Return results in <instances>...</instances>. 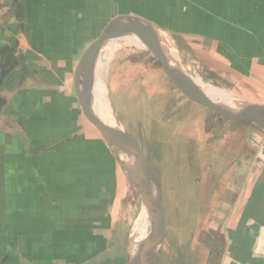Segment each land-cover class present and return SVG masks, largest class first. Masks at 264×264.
Wrapping results in <instances>:
<instances>
[{
  "label": "crops",
  "instance_id": "crops-1",
  "mask_svg": "<svg viewBox=\"0 0 264 264\" xmlns=\"http://www.w3.org/2000/svg\"><path fill=\"white\" fill-rule=\"evenodd\" d=\"M131 16L160 26L169 42L197 48L204 66L217 59L211 70L222 78L264 90V0H0V264H108L103 253L110 245L94 237L93 218L104 216L94 213L101 191L78 189L93 187L98 155L83 137L84 149L59 148L57 111L67 102L70 114L79 108L97 130L75 94V67L112 21ZM22 67L31 75L7 97ZM176 92L155 109L159 155L151 163L162 182L165 241L151 264H264V140L257 145L248 125L219 141L204 128L209 109ZM90 139L108 163L102 137ZM186 145L189 163L181 167L177 198L166 189L179 183L165 185L162 154ZM165 201H180L185 219L202 218L201 229L188 220L181 240L169 229ZM201 233L213 239L202 241Z\"/></svg>",
  "mask_w": 264,
  "mask_h": 264
},
{
  "label": "rangeland",
  "instance_id": "rangeland-1",
  "mask_svg": "<svg viewBox=\"0 0 264 264\" xmlns=\"http://www.w3.org/2000/svg\"><path fill=\"white\" fill-rule=\"evenodd\" d=\"M160 32L162 38L167 42V50H169L168 52L171 54L177 66L191 77L196 78L199 76L203 83H209L216 89L228 94L231 98L228 97V101L226 100L227 102L231 104H264L263 89H254L249 82L240 80L231 82L230 80L222 78L211 70V67L214 66L217 59H209L212 65L204 66L201 62V54H199L197 48H189L181 41L169 42V34L167 31L161 29ZM119 44V41H116L108 44L102 49L98 58H102L105 52L113 49L116 45L119 49V53L103 67L99 74L95 75L99 78L100 83H102L103 95L108 102L109 108H111L112 115L110 114V116H113V125H117L128 132L134 144L140 148L149 158L150 162H152L151 157L153 158L159 155L157 154L158 149L156 148L155 150V146H153L155 143V133L157 132L155 125L157 119L155 117V109L159 103L161 104L164 98L173 96V93L175 94L178 92H176L177 89L164 74L159 61L145 48L135 49L130 47L128 49L127 45ZM126 49H128V51ZM261 61L262 60L256 63L261 65ZM260 69L264 70L262 66ZM259 83L258 78L255 77L254 86H259ZM261 93L263 94L261 95ZM167 106H173V100L168 101ZM72 111L73 112L70 114L71 107L67 105V102H63L61 109L57 111L58 113L60 112V116L62 117L60 123L57 124V144H59V148L61 149L63 147H71L74 150L80 147L84 149L86 142L92 143L89 144L87 148L92 147L93 151L98 155V158L95 157L94 162H92L94 172L91 178H89L90 180L93 179V187L79 186L78 189H83V191H85L93 188L95 191H101L102 195L99 197L101 200L94 203V213L100 215L104 214V216L98 217V215H95L93 218L95 222V234H97L94 236L95 242L104 244L105 246L110 245L109 251H104L103 253V257L107 260L106 262H108V264H120L121 262L116 261L118 254H124L125 258L121 260L124 261L123 264H127L128 258L133 253L137 238H139L138 231L143 221V209H145V207L142 204L140 192L138 188L130 183L127 177L124 176L110 150L108 163L105 158L101 159L103 153L97 151V145H95L94 142L89 141L92 140L90 136L101 135L97 130H92V126L83 118L84 116L79 108L77 112L73 109ZM202 115H204L205 119L204 128L206 132L216 135L219 141L227 140L230 133L233 134L243 131L245 129L244 127L248 125V128L253 130V139L257 145L262 144V139L264 140V124H243L246 122L238 123L235 121L228 122L222 120L211 110H204ZM87 128L89 129L88 132L86 131ZM258 136L261 139L258 140ZM79 137L87 139L86 142ZM256 140L260 143H257ZM188 145L185 146L183 151L181 149L179 153H176V155L171 151L170 153L162 154L165 159L164 164L166 168H163L162 166L164 165L160 163L162 167L161 172L165 174L167 182L165 185L169 182L172 183V179L174 184L179 183L172 187H166V189L175 190V192L173 191L171 194L173 196L176 195L177 198H181L180 183L183 177L181 167L189 163V160L186 158L189 157L187 151L190 146ZM196 149L197 146H195V153H192V156L197 157ZM172 158L174 160H172ZM96 162H101L102 164L98 165ZM220 163L219 161V164ZM99 168H102L100 169V171H102V176L100 177L102 178V186L98 185L97 182ZM186 177L187 174L185 175V178ZM190 179V177L189 180L185 179L186 183L190 181ZM165 197L167 198L166 193ZM98 208H100V210H98ZM183 209V204L180 201L178 203L165 201V211L169 229L173 227L178 231L181 240L183 237H186V235L184 236L182 233L185 231L183 229L188 227L186 224L188 220L192 221L191 228L195 229L197 222L200 229L202 227V218L199 217L200 221L198 217L194 218L193 216L185 219L182 214ZM200 215H203V210L200 212ZM199 237L202 241L213 239L211 236L209 239V237L204 236L202 233ZM151 261L152 259L149 261L150 264Z\"/></svg>",
  "mask_w": 264,
  "mask_h": 264
},
{
  "label": "water",
  "instance_id": "water-1",
  "mask_svg": "<svg viewBox=\"0 0 264 264\" xmlns=\"http://www.w3.org/2000/svg\"><path fill=\"white\" fill-rule=\"evenodd\" d=\"M161 29L151 21L139 17L116 19L86 46L74 71V90L84 115L101 135L124 176L138 188L147 214L142 221L138 231L139 238L127 264H148L164 244L162 182L158 171L134 144L130 134L117 125L106 123L96 110L93 101V68L102 49L113 42L135 37L159 61L166 77L184 97L211 110L222 120L264 124V104H231L198 88L173 61L162 38ZM28 75L26 67H22V73L5 91V95L7 97L14 95ZM4 76L5 72H2L1 80Z\"/></svg>",
  "mask_w": 264,
  "mask_h": 264
},
{
  "label": "bare ground",
  "instance_id": "bare-ground-1",
  "mask_svg": "<svg viewBox=\"0 0 264 264\" xmlns=\"http://www.w3.org/2000/svg\"><path fill=\"white\" fill-rule=\"evenodd\" d=\"M119 43H120L119 45H123V44L127 45L128 49L130 47H133L135 49H143L144 48L143 44L138 39H136L135 37L125 38V39L119 41ZM117 45L115 47H113V49H110L107 52H105L102 55V58L101 57L97 58V61L95 62L94 68H93V80H95L94 81V88H93L94 105L96 107V110L99 111V113L102 115L101 117L103 118V120L110 125H113V116L112 117L110 116V114L112 113L111 108H109L108 102L103 95L102 83H100L99 78L96 75L99 74V72L103 69V67L106 66L119 53V49L117 48ZM128 49H126V50L128 51ZM108 59H109V61H108ZM187 75L191 78L192 82L198 88H200L202 91L206 92L207 94H210L211 96H214V97H220L221 99H223L225 101L227 100L228 97H230L228 94H225L221 90L216 89L213 85H211L209 83H203L201 81V79L199 78V76L194 78V77H191L189 74H187ZM143 210H144L143 211V214H144L143 219H144L147 214H146L145 209H143Z\"/></svg>",
  "mask_w": 264,
  "mask_h": 264
},
{
  "label": "flooded vegetation",
  "instance_id": "flooded-vegetation-1",
  "mask_svg": "<svg viewBox=\"0 0 264 264\" xmlns=\"http://www.w3.org/2000/svg\"><path fill=\"white\" fill-rule=\"evenodd\" d=\"M21 69H22V68H21ZM29 75H31V73H30ZM29 75H28V76H29Z\"/></svg>",
  "mask_w": 264,
  "mask_h": 264
}]
</instances>
